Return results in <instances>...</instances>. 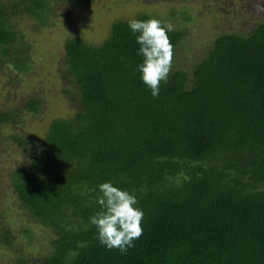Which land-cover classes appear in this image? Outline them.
Returning <instances> with one entry per match:
<instances>
[{
    "label": "trees",
    "instance_id": "obj_1",
    "mask_svg": "<svg viewBox=\"0 0 264 264\" xmlns=\"http://www.w3.org/2000/svg\"><path fill=\"white\" fill-rule=\"evenodd\" d=\"M92 2L0 0V77L12 85L0 101V135L8 125L20 156L6 164L12 206L0 208V259L264 264V12L243 19L248 24L237 17L238 25L196 32L190 60H182L183 31L175 27L168 82L153 98L137 70L139 33L128 21L207 27L213 5L172 0L161 15L126 10L98 37H59L54 58L38 63L27 30H50L59 8ZM47 92L66 103L54 105L32 136L20 110L37 114ZM107 181L134 194L144 212L143 234L124 254L101 245L89 223Z\"/></svg>",
    "mask_w": 264,
    "mask_h": 264
},
{
    "label": "rangeland",
    "instance_id": "obj_2",
    "mask_svg": "<svg viewBox=\"0 0 264 264\" xmlns=\"http://www.w3.org/2000/svg\"><path fill=\"white\" fill-rule=\"evenodd\" d=\"M172 0H164V1H150V0H93L92 3L87 4L84 7H76L74 9L61 7L57 13V23L50 30L43 29L40 32H32L27 30L31 37H34L38 42L36 44V61L41 63L43 60H49L54 58V54L52 53V49L55 47L57 40L61 36H65L73 31H78L83 35H87L90 37H98L102 28L105 26L106 21L109 20L112 16L116 14H125L130 10L135 9H143L145 11H153L156 12L157 15H161L166 6L171 3ZM196 7L202 6L204 3L212 4L214 11V19L210 22L207 21L210 25L207 27H203L199 25H194L192 22L187 21L186 23L179 22L177 20L167 18L165 21H170L176 28H179L183 31V39L180 41V44L177 48H179L182 52H184L185 57L182 55V60H190L191 55L194 53V49H196L197 45H194L198 42V38L195 36L196 32L199 34L205 35L208 33L206 30L209 28H218L219 26H225V23L231 21L233 25H238V18L240 21L239 24H248V20L250 16L261 15L262 12H258L256 10V4L258 2L264 3V0H194ZM175 2V0H173ZM175 7L177 5L175 4ZM247 10L246 12H244ZM243 12V13H240ZM251 12V13H250ZM130 14V13H129ZM164 14V13H163ZM251 14V15H250ZM236 15V16H235ZM234 16V17H232ZM235 18V20H234ZM22 25H27L25 19L21 20ZM204 33H201L203 32ZM199 43V42H198ZM197 43V44H198ZM45 58V59H44ZM45 68H50L44 64ZM43 71V70H42ZM42 75V74H41ZM47 73L43 74L46 76ZM34 77V76H33ZM45 82H48L46 80ZM34 86V85H33ZM12 85L9 84L5 79L0 77V101L3 99V94L7 91H11ZM21 91V90H17ZM50 92H47L43 95L42 100L47 101L41 106L40 110L37 114L27 113L25 111L20 110L22 116L25 118L24 126L26 128L25 131L30 135L36 136L37 133L40 132L42 125L44 124V115L49 113L50 110H55L54 105L58 103L65 104L66 101L61 99L60 96H55L58 100L51 99ZM16 100H9V102H13ZM11 131L8 125H5L1 128V137H0V208L2 206L11 205L9 204L11 198L8 193V189H5L4 177L6 173L7 166L6 164L9 161L17 162L20 159L19 153L16 147L13 146V143L7 134ZM7 214H9L7 212ZM9 256L7 253L0 259L1 263L5 264L9 261Z\"/></svg>",
    "mask_w": 264,
    "mask_h": 264
},
{
    "label": "clouds",
    "instance_id": "obj_3",
    "mask_svg": "<svg viewBox=\"0 0 264 264\" xmlns=\"http://www.w3.org/2000/svg\"><path fill=\"white\" fill-rule=\"evenodd\" d=\"M258 12H264V3L256 4ZM139 45L137 54L142 62L137 65L140 78L153 98L160 92L161 83H167L172 69L174 47L168 33L175 30L170 21L156 18L128 21ZM100 195L96 199L98 210L89 217L96 228V238L108 250L117 249L122 254L134 247V241L143 234L144 212L137 197L127 190L114 186L111 181L98 185Z\"/></svg>",
    "mask_w": 264,
    "mask_h": 264
}]
</instances>
